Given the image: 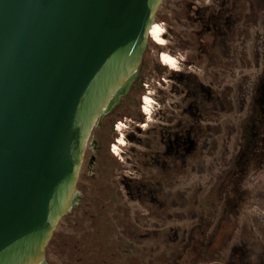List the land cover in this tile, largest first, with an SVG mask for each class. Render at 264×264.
Listing matches in <instances>:
<instances>
[{"label":"rangeland","instance_id":"rangeland-1","mask_svg":"<svg viewBox=\"0 0 264 264\" xmlns=\"http://www.w3.org/2000/svg\"><path fill=\"white\" fill-rule=\"evenodd\" d=\"M155 23L166 43L94 129L46 264H264V0H164Z\"/></svg>","mask_w":264,"mask_h":264},{"label":"water","instance_id":"water-1","mask_svg":"<svg viewBox=\"0 0 264 264\" xmlns=\"http://www.w3.org/2000/svg\"><path fill=\"white\" fill-rule=\"evenodd\" d=\"M163 2L0 0V264H46L92 133L135 81Z\"/></svg>","mask_w":264,"mask_h":264},{"label":"bare ground","instance_id":"bare-ground-1","mask_svg":"<svg viewBox=\"0 0 264 264\" xmlns=\"http://www.w3.org/2000/svg\"><path fill=\"white\" fill-rule=\"evenodd\" d=\"M154 29H160V31L156 32V31H154ZM164 34H166L164 28L160 24L154 22L150 28V31H149L150 40H153L158 45H165L166 42L164 39ZM159 61L162 65L169 67L173 71L178 69V65H179L178 60L168 53H163L162 55H159ZM169 61H174L175 64L173 65ZM121 90H122V88H121ZM152 103H153L152 100L147 95H146V97L143 98L142 111L146 114V116H149L152 113V107H153ZM150 118H151V116H150ZM123 137L119 138L117 143H114V146H113L114 154H116L119 151L121 145H125Z\"/></svg>","mask_w":264,"mask_h":264},{"label":"flooded vegetation","instance_id":"flooded-vegetation-1","mask_svg":"<svg viewBox=\"0 0 264 264\" xmlns=\"http://www.w3.org/2000/svg\"><path fill=\"white\" fill-rule=\"evenodd\" d=\"M178 63H179V60H178ZM178 70V69H177ZM176 70V71H177ZM198 93V92H197ZM197 93H196V96H198L197 95ZM197 101H199V99H200V96H198V99L197 98H195ZM261 109H262V111H264V106L263 107H261ZM144 114V113H143ZM145 115V114H144ZM260 118L261 117H257L255 114H253V116L251 115V117H250V119H249V122H250V125H251V127H255V129H261V128H264V124H262L263 122H264V116H263V122H261L260 121ZM117 123H111V129L113 128L114 129V131L115 132H117V134L119 135V136H122L123 137V134H122V132L120 131V130H122L121 128L119 129V130H117L116 129V127H115V125H116ZM119 138L120 137H116L115 139H114V142L115 143H117L118 142V140H119ZM100 144H101V141H99V145H98V148L100 149V151H101V147H100ZM112 144H114V143H112ZM88 146H89V144H88ZM88 148V147H87ZM110 151L112 152V150H111V145H110ZM112 153H114V152H112ZM118 154H119V152H117ZM117 153L115 154V155H117Z\"/></svg>","mask_w":264,"mask_h":264},{"label":"built area","instance_id":"built-area-1","mask_svg":"<svg viewBox=\"0 0 264 264\" xmlns=\"http://www.w3.org/2000/svg\"><path fill=\"white\" fill-rule=\"evenodd\" d=\"M142 106V105H141ZM116 129L119 130L121 128V122H118L116 125H115ZM113 146L114 144H111V150L112 152H114V149H113Z\"/></svg>","mask_w":264,"mask_h":264},{"label":"snow or ice","instance_id":"snow-or-ice-1","mask_svg":"<svg viewBox=\"0 0 264 264\" xmlns=\"http://www.w3.org/2000/svg\"><path fill=\"white\" fill-rule=\"evenodd\" d=\"M154 31H156V32H159L160 31V29H154ZM170 63H172L173 65L175 64V62L174 61H169Z\"/></svg>","mask_w":264,"mask_h":264},{"label":"trees","instance_id":"trees-1","mask_svg":"<svg viewBox=\"0 0 264 264\" xmlns=\"http://www.w3.org/2000/svg\"><path fill=\"white\" fill-rule=\"evenodd\" d=\"M137 119H138V120H141V117L138 116ZM110 128H111V127H110ZM235 188H236V187H235ZM107 245H108V244H107ZM123 264H127V263H123Z\"/></svg>","mask_w":264,"mask_h":264}]
</instances>
